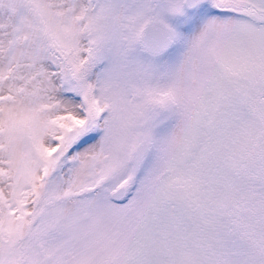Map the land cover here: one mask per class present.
<instances>
[{"label": "snow or ice", "instance_id": "obj_1", "mask_svg": "<svg viewBox=\"0 0 264 264\" xmlns=\"http://www.w3.org/2000/svg\"><path fill=\"white\" fill-rule=\"evenodd\" d=\"M0 264H264V0H0Z\"/></svg>", "mask_w": 264, "mask_h": 264}]
</instances>
